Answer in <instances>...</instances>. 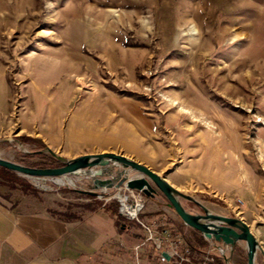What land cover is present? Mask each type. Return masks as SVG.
<instances>
[{
	"label": "rangeland",
	"instance_id": "1",
	"mask_svg": "<svg viewBox=\"0 0 264 264\" xmlns=\"http://www.w3.org/2000/svg\"><path fill=\"white\" fill-rule=\"evenodd\" d=\"M46 149L147 167L209 212L244 222L264 264V0H0V157L54 167L50 154L35 153ZM27 181L61 211L89 197ZM145 198L139 220L186 245L201 236L162 195ZM128 221L135 236L140 226ZM136 245L137 262L158 264L150 244L137 255ZM217 246L229 264H247L245 243ZM209 249L206 241L190 252L193 263Z\"/></svg>",
	"mask_w": 264,
	"mask_h": 264
},
{
	"label": "crops",
	"instance_id": "2",
	"mask_svg": "<svg viewBox=\"0 0 264 264\" xmlns=\"http://www.w3.org/2000/svg\"><path fill=\"white\" fill-rule=\"evenodd\" d=\"M92 198L68 200L61 211L55 197L0 178V264H146L132 252L140 228L137 239L135 223Z\"/></svg>",
	"mask_w": 264,
	"mask_h": 264
},
{
	"label": "water",
	"instance_id": "3",
	"mask_svg": "<svg viewBox=\"0 0 264 264\" xmlns=\"http://www.w3.org/2000/svg\"><path fill=\"white\" fill-rule=\"evenodd\" d=\"M43 152L50 154L62 166L33 168L0 157V168L31 181L37 189L51 185L94 198L109 196L120 187L140 192L150 199L162 195L181 222L199 233L208 243L213 244L226 260V264H229V259L217 245L221 244L226 251L229 246L233 247L238 242L246 244L247 264H256L258 242L244 222L209 212L191 197L178 192L165 178L147 167L114 153L88 154L73 159H65L49 149L35 153ZM181 199L193 202L203 214L186 210ZM198 219H208L214 224L212 228L206 227L197 223Z\"/></svg>",
	"mask_w": 264,
	"mask_h": 264
},
{
	"label": "built area",
	"instance_id": "4",
	"mask_svg": "<svg viewBox=\"0 0 264 264\" xmlns=\"http://www.w3.org/2000/svg\"><path fill=\"white\" fill-rule=\"evenodd\" d=\"M111 199L117 201V212L122 218L135 221L143 230V240L133 248L136 255L147 243L152 246L153 251L156 253V262L158 264H194L190 250L180 233L171 229H160L139 220L146 202V198L142 193L120 187L111 197L104 200L103 205ZM214 249L217 250L210 243V249L203 252L202 262L197 264H213L214 257L212 252H214Z\"/></svg>",
	"mask_w": 264,
	"mask_h": 264
},
{
	"label": "trees",
	"instance_id": "5",
	"mask_svg": "<svg viewBox=\"0 0 264 264\" xmlns=\"http://www.w3.org/2000/svg\"><path fill=\"white\" fill-rule=\"evenodd\" d=\"M20 140L22 142H27V143H31V144H35L39 149L41 148H45L46 146L37 139H32L29 137H22L20 138ZM53 161V162H52ZM51 162L54 164V167H49V168H59L62 165L54 158H51ZM0 177H2V179L10 181L11 183L17 184L19 187L23 188V189H29V190H34V192L38 193V191L31 185L29 184V182L25 179L22 178L20 176H17L16 174L9 172L7 170H4L2 168H0ZM67 192V191H66ZM89 199H93L92 197H87ZM96 207V205L94 206V208ZM109 211L112 212V214H114L117 218V204L115 202L111 203L108 207H107ZM56 213L54 212V215ZM69 216L70 213H68ZM62 216V215H61ZM63 216H67V214H63ZM206 245V241H204L203 237L198 236V238L193 242H188L187 246L190 250L191 253H201V248L204 247ZM213 264H222V262L220 261V259H215Z\"/></svg>",
	"mask_w": 264,
	"mask_h": 264
},
{
	"label": "bare ground",
	"instance_id": "6",
	"mask_svg": "<svg viewBox=\"0 0 264 264\" xmlns=\"http://www.w3.org/2000/svg\"><path fill=\"white\" fill-rule=\"evenodd\" d=\"M197 223H199L200 225L206 226V227H210V228H212V226L214 224L213 222H211L208 219H198Z\"/></svg>",
	"mask_w": 264,
	"mask_h": 264
}]
</instances>
